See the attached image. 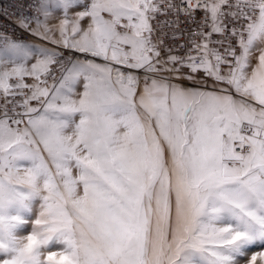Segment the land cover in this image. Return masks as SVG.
I'll use <instances>...</instances> for the list:
<instances>
[{
  "label": "snow or ice",
  "instance_id": "6c2138e0",
  "mask_svg": "<svg viewBox=\"0 0 264 264\" xmlns=\"http://www.w3.org/2000/svg\"><path fill=\"white\" fill-rule=\"evenodd\" d=\"M0 16V264H264V0Z\"/></svg>",
  "mask_w": 264,
  "mask_h": 264
},
{
  "label": "built area",
  "instance_id": "2783aa9c",
  "mask_svg": "<svg viewBox=\"0 0 264 264\" xmlns=\"http://www.w3.org/2000/svg\"><path fill=\"white\" fill-rule=\"evenodd\" d=\"M27 0H0V8H6L10 13L18 12L19 6L26 4ZM0 26H2L3 31H7L13 35L20 36L21 32L16 25L11 21L5 19L3 16H0ZM25 40L31 39V37L26 34L23 36Z\"/></svg>",
  "mask_w": 264,
  "mask_h": 264
},
{
  "label": "rangeland",
  "instance_id": "374dc122",
  "mask_svg": "<svg viewBox=\"0 0 264 264\" xmlns=\"http://www.w3.org/2000/svg\"><path fill=\"white\" fill-rule=\"evenodd\" d=\"M32 39V38H31ZM31 39H29L28 41H30ZM38 42V41H37ZM256 250H258V249H253V251H256Z\"/></svg>",
  "mask_w": 264,
  "mask_h": 264
}]
</instances>
